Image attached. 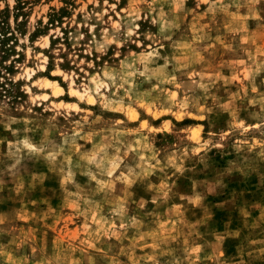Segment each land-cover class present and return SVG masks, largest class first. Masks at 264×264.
<instances>
[{
  "label": "clouds",
  "instance_id": "clouds-1",
  "mask_svg": "<svg viewBox=\"0 0 264 264\" xmlns=\"http://www.w3.org/2000/svg\"><path fill=\"white\" fill-rule=\"evenodd\" d=\"M6 9L0 264H264V0H0ZM225 180L245 185L233 207L252 200L219 233L205 201ZM69 201L97 226L53 241L47 222Z\"/></svg>",
  "mask_w": 264,
  "mask_h": 264
},
{
  "label": "rangeland",
  "instance_id": "rangeland-1",
  "mask_svg": "<svg viewBox=\"0 0 264 264\" xmlns=\"http://www.w3.org/2000/svg\"><path fill=\"white\" fill-rule=\"evenodd\" d=\"M63 11V10H62ZM19 12V9H18ZM11 13L6 9L4 12H0V18L4 19L5 24H7V20L10 17ZM7 41H0V52L4 51V45H6ZM10 51V50H9ZM8 59V55L5 54L3 57H0V62L2 60ZM21 61L24 59L23 56H21ZM7 71L10 73H15V69L13 67H8ZM20 83H23L22 81ZM2 87V86H0ZM19 96H22L24 99H27L26 96H24L23 93H19ZM19 102V101H15ZM187 123H191V121H188ZM209 155H212L211 153ZM221 166H225L223 161H219ZM46 186L48 185V182L46 181ZM179 184H181L184 189L188 192L191 190V184L190 181L187 180H181L178 181ZM225 184H227V187L223 190L222 194L215 195V196H208L205 203L209 205L208 211L211 213V219L207 220V226L211 229H214L216 232L223 233L226 228H230L231 230H235L240 223L239 218V212L238 208L241 204V199H249L252 200V196L248 195L246 197L238 198L235 202V207L232 206V196H233V190L239 192L242 188L245 187L244 184L239 183L238 181H229L225 180ZM251 184H255V180L251 182ZM52 187H58V184L51 185ZM255 189L252 187H249V192H254ZM38 195V193H37ZM62 203L61 200L53 198L51 201L52 207L57 208ZM72 202H68V207L65 208L61 218L59 225H56L53 220H48L49 224V235L54 241L57 235H67L68 237L73 236L74 234L79 233L80 235H83V228L85 224H89L92 227H96L95 223V216L96 214L93 213L91 216H88L87 219H85V216H82L79 214V209H74L72 206ZM12 205L10 203H4L0 204V211H7ZM15 207L19 209L21 207L20 204H16ZM31 210V206H29V209ZM165 215H167V209L164 210ZM199 217L203 219L205 217V213L202 210H198ZM260 214L259 209H255L252 211V217L256 218ZM101 215L103 213L101 212ZM173 215L175 213L173 212ZM231 221V223H229ZM21 224L25 223V221H20ZM201 231H204V227L201 228ZM209 239H212V237H209ZM236 241L235 240H226L223 249L226 251V254H235L236 252ZM149 249L145 248L142 251L138 250V255L143 254L144 252H148ZM211 251V250H209ZM122 259H124L122 257ZM128 264H131V261H128ZM209 264L211 262L209 261Z\"/></svg>",
  "mask_w": 264,
  "mask_h": 264
}]
</instances>
